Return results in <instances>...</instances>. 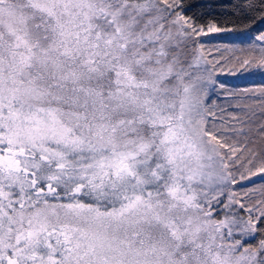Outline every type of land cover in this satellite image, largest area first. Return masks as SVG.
<instances>
[{"label":"snow or ice","instance_id":"6c2138e0","mask_svg":"<svg viewBox=\"0 0 264 264\" xmlns=\"http://www.w3.org/2000/svg\"><path fill=\"white\" fill-rule=\"evenodd\" d=\"M0 264H264V0H0Z\"/></svg>","mask_w":264,"mask_h":264}]
</instances>
